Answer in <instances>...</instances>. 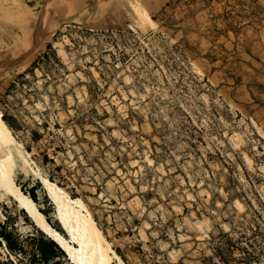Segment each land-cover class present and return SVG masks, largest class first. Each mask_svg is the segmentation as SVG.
Wrapping results in <instances>:
<instances>
[{"label": "rangeland", "instance_id": "rangeland-1", "mask_svg": "<svg viewBox=\"0 0 264 264\" xmlns=\"http://www.w3.org/2000/svg\"><path fill=\"white\" fill-rule=\"evenodd\" d=\"M237 2L0 0V115L22 130L13 179L40 186L38 210L62 229L53 174L121 250L113 264H210L206 242L240 232L264 264V116L238 89L249 69L264 76V34L247 44L238 14L217 12ZM0 222L29 264L40 230L3 191ZM17 258L0 248V264Z\"/></svg>", "mask_w": 264, "mask_h": 264}, {"label": "bare ground", "instance_id": "bare-ground-1", "mask_svg": "<svg viewBox=\"0 0 264 264\" xmlns=\"http://www.w3.org/2000/svg\"><path fill=\"white\" fill-rule=\"evenodd\" d=\"M15 144V138L0 115V191L18 203L36 227L63 250L70 264H113L111 254L119 259L90 214L80 204L72 203L62 191L46 185L50 199L59 211L60 223L71 241L64 239L49 225L36 203L23 193L13 179L15 162L12 147Z\"/></svg>", "mask_w": 264, "mask_h": 264}, {"label": "trees", "instance_id": "trees-1", "mask_svg": "<svg viewBox=\"0 0 264 264\" xmlns=\"http://www.w3.org/2000/svg\"><path fill=\"white\" fill-rule=\"evenodd\" d=\"M52 49H53L52 45L51 44L48 45L47 51L44 53V55L37 62H35L31 70H29L27 74L21 76V78H25L27 77V75H33L36 68L39 67L40 63H46L43 60H46L48 62L51 59L49 53L52 52ZM52 53L55 56V53L54 52ZM2 119L7 125V127H9V130L13 131L15 135L17 132L22 131L21 129L13 125V121L11 118H8L7 116L3 115ZM29 140L31 143L37 144L41 140V136L38 133H33L29 137ZM25 149L28 153L32 152V148L29 146L26 147ZM42 164L44 166H48L49 164H54V163L53 160H49L47 156H43ZM58 169L59 168H57V170ZM48 179H49L48 182L45 180L44 181L47 182L49 185L53 186L51 187L48 185V187L56 190H60V188H65V186L62 183L57 184L60 187L59 189L58 187H56L57 185L54 186L56 178L53 174H50ZM37 187H39L38 189H40V186ZM37 187H33L29 192L24 190L22 186H20V189L31 200H33L36 204H38L39 198L37 193L38 190ZM72 197L76 198V195L73 194ZM44 202L45 204L49 203L47 196L44 197ZM261 207L264 209V203H261ZM51 210H52L51 208H48V210L46 211L45 210L44 211L40 210V211L41 214L45 215L47 222L51 225V227H53L54 230H56L64 239L67 240V237H65L66 233L65 231L63 232L64 229L63 228L61 229L58 224H52L48 219V216L51 214L50 212ZM58 213L59 211H57L56 217L58 222L60 223ZM93 219L98 224L97 217L94 216ZM259 229H260L259 227L254 228V230L251 229L252 232L254 231L253 232L254 236H257L259 234ZM36 232L38 235H40V238L39 239L36 238L35 240L34 237H30L32 241L35 242V244H34V253L30 254L29 256V264H58L61 258L65 259L64 258L65 253L54 241L48 238L41 230ZM246 235L247 234H245L244 232H240V234L236 236V238H234L231 233H226V234L220 233L218 237L211 238L209 241L206 242L210 246V256L206 258V260L210 264H260L261 252L260 250L256 249L257 242L256 240H254L255 237L248 238ZM105 238L109 241L106 235ZM0 248L5 249L8 255L11 257L12 256L16 258L18 257L17 259L19 264H25V262L23 261L24 260L23 256L25 254L24 245L21 242L19 235L12 230V228L9 226L8 223L0 222ZM114 251L124 261V257L121 250L115 248ZM6 264H18V263L13 260H8V263Z\"/></svg>", "mask_w": 264, "mask_h": 264}, {"label": "crops", "instance_id": "crops-1", "mask_svg": "<svg viewBox=\"0 0 264 264\" xmlns=\"http://www.w3.org/2000/svg\"><path fill=\"white\" fill-rule=\"evenodd\" d=\"M217 12L223 14L233 12L234 14H238L233 20H229L228 23L234 21L237 28L244 32L247 31L248 37H244L245 43L247 44L252 41H247L248 39H259V37H261L258 36L260 32L264 34V31H262L264 30V0H238L237 4L232 7L224 5L219 6ZM254 58L258 60V58ZM262 71H264V67ZM248 73V78H244L243 81H241L238 85V89L245 90L248 104L252 105L251 109L261 111L264 116V76L262 72H257L255 69H249Z\"/></svg>", "mask_w": 264, "mask_h": 264}, {"label": "water", "instance_id": "water-1", "mask_svg": "<svg viewBox=\"0 0 264 264\" xmlns=\"http://www.w3.org/2000/svg\"><path fill=\"white\" fill-rule=\"evenodd\" d=\"M53 241V240H52Z\"/></svg>", "mask_w": 264, "mask_h": 264}]
</instances>
